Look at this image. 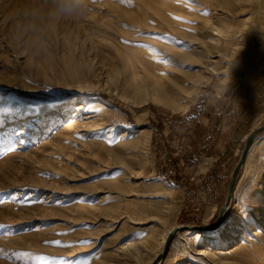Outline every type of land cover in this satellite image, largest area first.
Returning <instances> with one entry per match:
<instances>
[{"label":"rangeland","instance_id":"374dc122","mask_svg":"<svg viewBox=\"0 0 264 264\" xmlns=\"http://www.w3.org/2000/svg\"><path fill=\"white\" fill-rule=\"evenodd\" d=\"M177 1L193 13L183 34L159 29L148 0H84L74 17L54 14L55 0H0V89L87 94L77 112L93 124L74 141L59 140L65 120L17 142L19 122L0 113V264H147L166 231L214 223L246 137L264 123V0ZM126 46L158 49L157 62L144 68ZM205 75L183 111L191 79ZM122 144L125 162L101 158L99 145ZM200 159L208 170L195 174ZM263 220L264 131L236 176L226 234L176 232L159 264H264ZM126 241L141 248L138 261L120 259Z\"/></svg>","mask_w":264,"mask_h":264},{"label":"bare ground","instance_id":"6f19581e","mask_svg":"<svg viewBox=\"0 0 264 264\" xmlns=\"http://www.w3.org/2000/svg\"><path fill=\"white\" fill-rule=\"evenodd\" d=\"M210 1L211 0H204V2H210ZM140 3H141V1H140ZM142 3H143V1H142ZM147 6L153 11V14H154L155 18L158 19L157 21H159L162 24V25L160 24V26H158V28L159 29H166L168 34H169V32H172L173 30H177L178 32L183 34L184 30H183V27H182V23L185 22V19H187L188 17L193 15L192 11L189 8H187L186 6L182 5V3L178 2L177 0H148ZM139 17H138V19H139ZM138 19H136V20H138ZM142 19H143V17H142ZM145 19H148V18L146 17ZM139 21H140V19H139ZM139 21H137V22H139ZM146 23H148L147 20H146ZM154 23L155 22L153 21L152 24H154ZM158 44H160L161 46H165L166 49H171V47H170L171 44H169L167 42L158 41ZM145 47H147V46H145ZM145 47H139V48H133L132 47V48H130V47L126 46V48L124 50H125V52L128 53L127 56H130V57H133V58L139 60V62H138L139 64H141L144 68H148V67H151L152 63H156L157 62V60H156L157 54H159L160 51L158 49H156V48L152 49V48H145ZM213 70H214V68L211 67L209 69V72H211ZM209 77H210L209 75H207V76L205 75V76H202V77H197V78L191 79L190 84L192 86L191 89L193 90L192 91L193 93L186 97L187 101L185 100L186 103L182 107L183 111L187 110L190 102L192 101V99L194 97V94H195L198 86H200L201 84L206 83L209 80ZM156 98H157L158 101L162 102L161 103L162 105L164 103L166 105H169L173 110H175L174 101L172 100L173 98H172L171 95L167 94L166 91H162V90L158 89L157 92H156ZM82 120L80 119V113L79 112L76 111L74 114H72L67 119L66 124L64 125L63 129H61V131H59L60 132V134H59L60 142H63V141L65 142V139L67 137H71L72 133L77 128L79 129V127H83V126H85V127L88 126V128H90V126L93 125L90 122L89 123H84ZM75 135H76V133H75ZM79 135H81V134H79ZM68 139H66V141ZM76 139L80 140L79 138H76ZM69 140H71V139H69ZM71 141H74V140H71ZM67 143H69V142H67ZM126 146L127 145L122 144L119 147H115L113 149H109L107 147H101L99 145V149L104 151L102 154L100 153L101 154V158L103 160H106V158L109 156L114 162L123 163V162H125L127 157H126V155L123 154L122 150L125 149ZM105 185L108 188L109 187L110 188L113 187L115 189H123V186H125L124 182H122V181L115 182V183L107 182ZM72 205H74V204H72ZM88 205H89L88 202L87 203L86 202H81V203L78 204V209H80V210L82 209V210H84V212L90 213L93 209H92V207L88 208ZM89 207H90V205H89ZM169 231L170 230L166 231L163 234V236L161 235L162 236V241L164 240V238L166 237V235L168 234ZM226 232H227V227L221 226L217 230H215L213 232H210V233L195 232L193 235H194V238L200 240V239L207 238V237H213V236H217V235H225ZM151 236L152 235H150V237ZM125 243L126 244H124V245H126V246L122 247L121 250H120L121 251L120 252L121 253V255H120L121 258L120 259H123L125 261L126 260L138 261L139 255H140V252H141V248L139 246H137L138 244H136V243L134 244L133 242H130V241H126ZM148 244H146V247H148L147 246ZM130 245H132V247ZM128 246H130V248H126ZM152 249H154V248H152ZM159 252L160 251L158 250L155 253H153L152 257H150V259L148 260L147 264H149L151 261H153V259H155V257L158 255ZM157 264H159V262H157Z\"/></svg>","mask_w":264,"mask_h":264},{"label":"snow or ice","instance_id":"6c2138e0","mask_svg":"<svg viewBox=\"0 0 264 264\" xmlns=\"http://www.w3.org/2000/svg\"><path fill=\"white\" fill-rule=\"evenodd\" d=\"M189 23H192L189 21ZM167 63V61H165ZM40 97L22 96L18 92L0 89V113L9 116L19 123L12 129L11 136L20 142L33 129L58 128L77 110L89 106L90 96L76 94L72 91L45 90ZM236 206L242 218H247L248 195H241L236 199ZM209 229L219 227V222L205 225ZM54 243H59L54 242ZM44 259H47L46 257Z\"/></svg>","mask_w":264,"mask_h":264},{"label":"water","instance_id":"95a60500","mask_svg":"<svg viewBox=\"0 0 264 264\" xmlns=\"http://www.w3.org/2000/svg\"><path fill=\"white\" fill-rule=\"evenodd\" d=\"M264 131V123L259 126L258 128L254 129L253 131H251L249 133V135L246 137L245 141H244V145H243V149L241 151V154L234 166V169L229 177L228 183H227V193H226V198L224 200L223 205L221 206L220 210L218 211L217 217L214 221L213 224H216L217 222H219V225L221 224V222L224 219V216L226 214V211L230 205V203L233 200V190H234V182L236 179V176L239 172V170L242 168L244 161H245V157L247 154V151L249 150L250 146L252 145V143L254 142L256 136L260 133ZM218 228V227H217ZM217 228H211L209 229L208 227L203 228V227H199V226H194V225H179V226H175L173 227L168 234L165 237V240L163 242V247L161 249V251L158 253V255L155 257V259H153V261L150 262V264H157V262L160 261V259L162 258L163 254L165 253V250L173 236L174 233L179 232V231H197V232H211L216 230Z\"/></svg>","mask_w":264,"mask_h":264},{"label":"clouds","instance_id":"9594fccd","mask_svg":"<svg viewBox=\"0 0 264 264\" xmlns=\"http://www.w3.org/2000/svg\"><path fill=\"white\" fill-rule=\"evenodd\" d=\"M84 0H55L54 14L63 17H74L81 14L80 5Z\"/></svg>","mask_w":264,"mask_h":264},{"label":"crops","instance_id":"0c3cea01","mask_svg":"<svg viewBox=\"0 0 264 264\" xmlns=\"http://www.w3.org/2000/svg\"><path fill=\"white\" fill-rule=\"evenodd\" d=\"M204 123V125H206V123H207V120H204L203 121ZM214 123H215V120H213V119H211L210 118V122H209V127H207V130H212V129H214V128H212V126L214 125ZM221 124L220 123H217V126L216 127H219ZM212 134V133H211ZM218 139V138H217ZM226 149H223L222 150V153H225L226 151H225ZM206 153V152H205ZM205 153L203 154V156L202 157H204V155H205ZM207 159V158H206ZM201 160V159H200ZM200 163V164H199ZM199 163H197V164H195V165H190L191 166V168L192 169H194V173L195 174H201V173H205L207 170H208V162H206L205 160H201V162H199Z\"/></svg>","mask_w":264,"mask_h":264}]
</instances>
